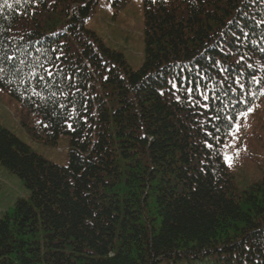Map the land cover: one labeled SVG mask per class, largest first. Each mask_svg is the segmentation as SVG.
Wrapping results in <instances>:
<instances>
[{"label":"trees","instance_id":"1","mask_svg":"<svg viewBox=\"0 0 264 264\" xmlns=\"http://www.w3.org/2000/svg\"><path fill=\"white\" fill-rule=\"evenodd\" d=\"M142 1L133 69L87 28L99 0H0V88L38 141L71 137L59 166L0 124L30 191L0 218V264H264V174L240 189L225 159L264 98V0Z\"/></svg>","mask_w":264,"mask_h":264},{"label":"rangeland","instance_id":"2","mask_svg":"<svg viewBox=\"0 0 264 264\" xmlns=\"http://www.w3.org/2000/svg\"><path fill=\"white\" fill-rule=\"evenodd\" d=\"M87 28L110 48L120 51L133 69L144 61V8L142 0H99ZM38 122L35 115L24 116L21 103L0 88V124L30 146L33 152L59 166L69 163L71 137L63 134L54 145L38 141L32 128ZM240 129L232 132L227 142V161L240 189H245L264 174V98L259 100ZM30 191L23 180L0 164V218L13 209L20 198H29ZM197 260L185 264H197ZM200 264H205L203 261Z\"/></svg>","mask_w":264,"mask_h":264},{"label":"snow or ice","instance_id":"3","mask_svg":"<svg viewBox=\"0 0 264 264\" xmlns=\"http://www.w3.org/2000/svg\"><path fill=\"white\" fill-rule=\"evenodd\" d=\"M5 59H6V60H12V59H14V57H13V56H6ZM0 71H3V69H0ZM47 75L51 76V75H53V73H52L51 71H48V72H47ZM39 79H40L41 81H43L44 77H39ZM253 79L256 80L255 77H253ZM256 82H257V83H261L259 80H256ZM173 87H175V85H173ZM241 87H244V85H241ZM189 91H191V89H189ZM261 93L264 94V89L261 90ZM36 94H38V93H36ZM252 95H255V94L253 93ZM205 99H207V97H205ZM61 107H63V105H61ZM252 111H254V109L251 108V107H249L246 111L240 113V115H241V116H247V115H248L249 113H251ZM234 127H235L236 131L238 132L239 129H240V124H239V123H236V124L234 125ZM209 135H211V133H209ZM207 146H208L209 148H212V147H213V145H211V144H208ZM225 159H226L227 161L231 162V160H232L233 158H232L231 156H228L227 154H225Z\"/></svg>","mask_w":264,"mask_h":264}]
</instances>
